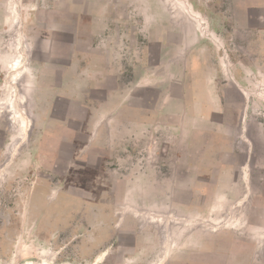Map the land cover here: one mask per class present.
Masks as SVG:
<instances>
[{
    "label": "rangeland",
    "instance_id": "374dc122",
    "mask_svg": "<svg viewBox=\"0 0 264 264\" xmlns=\"http://www.w3.org/2000/svg\"><path fill=\"white\" fill-rule=\"evenodd\" d=\"M0 264H264V0H0Z\"/></svg>",
    "mask_w": 264,
    "mask_h": 264
},
{
    "label": "crops",
    "instance_id": "0c3cea01",
    "mask_svg": "<svg viewBox=\"0 0 264 264\" xmlns=\"http://www.w3.org/2000/svg\"><path fill=\"white\" fill-rule=\"evenodd\" d=\"M92 71L99 72V73H105V71H107V70H106V67H104V66L103 67L100 66V68H97V67L95 68V67L92 66ZM127 100H128V97H127L126 101ZM96 126H100V121L96 124Z\"/></svg>",
    "mask_w": 264,
    "mask_h": 264
}]
</instances>
